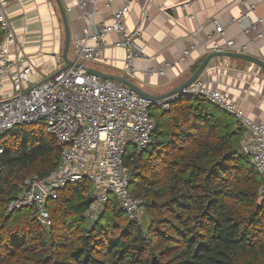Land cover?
<instances>
[{"label": "trees", "instance_id": "16d2710c", "mask_svg": "<svg viewBox=\"0 0 264 264\" xmlns=\"http://www.w3.org/2000/svg\"><path fill=\"white\" fill-rule=\"evenodd\" d=\"M150 110L151 144L124 157L145 226L116 204L85 219L86 180L48 200V227L30 208L7 212L26 181L56 168L60 148L39 124L0 135V264H264L262 180L240 149L236 120L201 97Z\"/></svg>", "mask_w": 264, "mask_h": 264}, {"label": "built area", "instance_id": "2783aa9c", "mask_svg": "<svg viewBox=\"0 0 264 264\" xmlns=\"http://www.w3.org/2000/svg\"><path fill=\"white\" fill-rule=\"evenodd\" d=\"M74 1L81 7L85 2ZM135 1L125 0L120 9L112 11L111 23L102 22L97 29L92 22L93 14L84 13L85 31L82 37L72 40L69 60L80 65L101 62L102 50L107 47L106 37L117 33L120 38L114 46L125 51L122 76L131 78L133 62L140 56L136 40L141 32L140 29L128 32L123 23ZM105 2L111 8L113 0ZM5 4L0 0V135L17 127L39 124L60 148L56 168L41 181H26L23 192L8 203L7 212L30 208L39 222L48 227V200L56 199L61 188L86 180L93 201L83 211L85 219L94 221L105 206L116 204L128 221L141 225L144 205L130 193V169L124 157L130 150L132 155L140 154L151 144L155 125L150 108L158 106L167 110L180 97H201L233 116L243 131L240 149L260 176L258 194L264 196V125L251 120L222 92L196 80L178 94L152 103L122 83L94 76L75 65L56 70L32 85L33 65L17 42ZM160 9L163 11V7ZM142 18H148L146 10ZM234 20L243 31L250 26L248 13ZM213 24L214 33L222 35V27L215 21ZM226 44L230 46L231 41ZM212 50L222 51L217 44ZM57 63H63L62 59L58 58Z\"/></svg>", "mask_w": 264, "mask_h": 264}, {"label": "crops", "instance_id": "0c3cea01", "mask_svg": "<svg viewBox=\"0 0 264 264\" xmlns=\"http://www.w3.org/2000/svg\"><path fill=\"white\" fill-rule=\"evenodd\" d=\"M1 1L6 3L5 13L17 42L33 65L32 85L62 69L64 64L57 63V59H61L64 32L54 0ZM84 1L81 7L74 0H62L69 21L70 44L84 34V13L93 14L97 29L102 22L110 24L112 11L125 4V0H113L109 8L105 0H97L95 5ZM144 10L146 20L142 18ZM245 13L249 14L250 26L243 31L234 19ZM213 21L222 27V35L214 33ZM123 26L128 32H141L136 40L140 56L133 62L134 73L129 80L153 96L172 91L186 81L213 52L214 44L221 52L242 53L264 61V0H136L131 3ZM119 38L117 33L109 34L107 47L102 50L103 60L83 66L122 76L125 51L114 46ZM227 41H231L230 46ZM71 53L70 45L69 57ZM196 80L219 90L251 120L264 125V72L260 68L240 59L216 57Z\"/></svg>", "mask_w": 264, "mask_h": 264}, {"label": "water", "instance_id": "95a60500", "mask_svg": "<svg viewBox=\"0 0 264 264\" xmlns=\"http://www.w3.org/2000/svg\"><path fill=\"white\" fill-rule=\"evenodd\" d=\"M59 15H60V19L62 21V26H63V32H64V42H63V49H62V53L60 55L64 66L62 68V70L68 68L69 66L75 65V67H81L83 68L87 73L92 74L94 76L100 77L102 79H106V80H112L115 82H119L124 84L125 86H127L133 93L137 94L138 96H140L141 98H144L148 101H151L152 103L167 99L175 94H178L182 89H184L185 87L189 86L192 82H194L197 78H199V76L201 75V73L204 71V69L206 68L207 64L209 63L210 60H212L213 58L216 57H229V58H235V59H240L243 61H247L253 65H255L256 67L260 68L263 72H264V61L257 59L255 57L246 55V54H242V53H235V52H212L209 55H207L205 57V59L199 64V66L197 67L196 71L186 80L184 81L181 85H179L177 88L173 89L172 91H169L163 95H159V96H153V95H149L144 93L143 91H141L139 88H137L129 79L123 77V76H116V75H109V74H104L101 73L100 71L94 70V69H90V68H86L83 65L80 64H75L73 61L69 60V46H70V37H71V33H70V27H69V21H68V17L66 15V11L64 9V5L62 3V0H54ZM29 188L25 189V192H28ZM93 201V198L91 196H89L84 202L83 205L85 207H87L91 202ZM152 264H156V259L153 258L152 260Z\"/></svg>", "mask_w": 264, "mask_h": 264}, {"label": "rangeland", "instance_id": "374dc122", "mask_svg": "<svg viewBox=\"0 0 264 264\" xmlns=\"http://www.w3.org/2000/svg\"><path fill=\"white\" fill-rule=\"evenodd\" d=\"M147 223L148 222H147L146 218L144 217L143 220H142V222H141V225L142 226H145V225H147Z\"/></svg>", "mask_w": 264, "mask_h": 264}]
</instances>
